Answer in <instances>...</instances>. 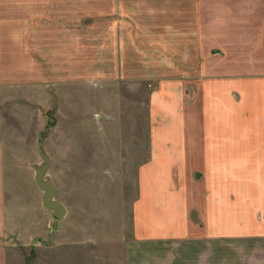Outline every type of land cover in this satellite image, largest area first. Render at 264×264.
Wrapping results in <instances>:
<instances>
[{
	"label": "rangeland",
	"instance_id": "obj_1",
	"mask_svg": "<svg viewBox=\"0 0 264 264\" xmlns=\"http://www.w3.org/2000/svg\"><path fill=\"white\" fill-rule=\"evenodd\" d=\"M147 1L0 0V195L3 187L9 211L0 264L263 263L264 245L206 246L194 223L201 211L186 207L201 205V187L186 181V169L150 165L153 131L178 108L162 103L160 82L149 80L161 71L138 47L155 37L180 45L181 36L170 43L168 17L190 8ZM45 126L44 178L67 209L59 220L33 178ZM162 174L175 184L170 198L160 194ZM179 219L195 230L177 231Z\"/></svg>",
	"mask_w": 264,
	"mask_h": 264
},
{
	"label": "crops",
	"instance_id": "obj_2",
	"mask_svg": "<svg viewBox=\"0 0 264 264\" xmlns=\"http://www.w3.org/2000/svg\"><path fill=\"white\" fill-rule=\"evenodd\" d=\"M149 3L172 9L181 5L190 8L185 17L180 13L168 17L174 24L168 27L170 43L176 44L173 39L181 36L184 38L180 45L169 46L164 39L155 37L147 47H138L139 55L151 56L145 65L153 64L161 71L149 80L160 82L159 91L163 94L156 93L162 103L169 99L178 108L163 112L162 118L167 121L162 123V132L153 131L156 137L150 144L153 151L150 165L165 168V172L166 168L186 169L185 174L189 171L186 181L192 182V187H201V205H192L189 199L186 207L195 206L198 213L201 211V223H194L203 229L206 246L214 242L219 247L263 246L264 0H149ZM177 16L183 20L172 21ZM179 30L185 33L180 34ZM133 76L136 77L126 76V81L133 82ZM146 80L143 76L139 82ZM163 174L160 194L170 198L175 184L171 176ZM170 184L172 188L167 190ZM3 191L2 187L0 231L9 215ZM179 220L183 229L177 231L195 230L193 222ZM169 225V229L175 230L176 224ZM0 247L4 248L2 243Z\"/></svg>",
	"mask_w": 264,
	"mask_h": 264
},
{
	"label": "water",
	"instance_id": "obj_3",
	"mask_svg": "<svg viewBox=\"0 0 264 264\" xmlns=\"http://www.w3.org/2000/svg\"><path fill=\"white\" fill-rule=\"evenodd\" d=\"M48 130V126H45L38 135V144H37V150L41 158L43 159V162L40 166L35 168L34 173V181L38 185V187L43 191L42 195V206L50 210L52 212V216L55 219H62L67 214V209L65 205L55 198V194L57 192V188L54 185V183L49 178H44V174L50 164V158L45 153L43 149V132Z\"/></svg>",
	"mask_w": 264,
	"mask_h": 264
}]
</instances>
